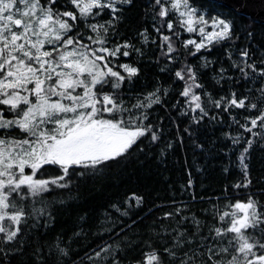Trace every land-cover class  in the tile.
I'll return each mask as SVG.
<instances>
[{"label": "snow or ice", "instance_id": "obj_1", "mask_svg": "<svg viewBox=\"0 0 264 264\" xmlns=\"http://www.w3.org/2000/svg\"><path fill=\"white\" fill-rule=\"evenodd\" d=\"M130 3L131 0H0V264H12L11 258L22 254L23 223L31 219L33 228L38 229L41 223L45 230L50 226L53 204L65 202L55 197L49 200L50 193L68 190L80 179L103 173L110 165L143 152L141 141H159L165 130L162 124L150 122L158 115L152 110L164 104L170 88L174 91L173 85L178 82H183L182 90L169 111L179 109V118H189L191 114L183 130L189 134L192 124L205 118L209 124H223L222 115L228 113L229 131L222 135L231 140V149H240L242 186L250 185L245 162L249 146L264 141V59L249 62L247 48L238 55L233 51L226 69L221 58L212 79L217 84L222 79H243L247 84L244 95L231 90L214 99L199 83L197 68L185 57L181 67L171 74L172 85L163 88L164 98L158 82L146 93H128L129 97L135 95V102L129 105L123 98L122 84L131 83L139 69L121 62V58H128L132 50L144 54L130 43L131 38L122 40L118 34L123 8ZM149 13L159 38L156 60L165 61L161 72L171 73L181 63L174 40L182 33L192 34L182 41L185 50L192 47L191 55L226 42L232 35L230 21L215 14L209 19L207 10L192 0H149L146 17ZM177 15L180 31H174L177 21L169 19ZM138 35L143 44L149 42L147 28ZM151 42L156 44L157 39L151 38ZM200 61L202 69L213 63L204 56ZM229 69L233 75H226ZM234 110L241 113L239 120L232 115ZM170 119L178 124L177 118ZM177 138L182 140L179 129ZM166 147L171 148L172 142H167ZM164 151L161 148V156ZM50 170L59 174L49 175ZM192 186L189 178L181 190ZM240 186L238 183L234 187ZM258 195H264V190ZM221 199L230 203L220 205ZM200 202L210 207L197 211L193 207L195 198L154 205L173 211L140 227L144 213L135 219L133 215L143 206V198L132 193L123 202L117 200L110 205L116 216L106 212L108 219L93 233L100 243L78 260L82 264H125L126 250L140 243L147 232L150 235L143 241L142 258L135 262L129 259L127 264H165L166 260L168 264H264V204L258 198L250 194L246 202L231 203L225 191L215 203L205 198ZM157 219H167L172 224L157 226ZM73 235L78 237L79 233ZM151 237H161L159 247L154 246ZM62 243L58 235L55 249L48 248V257L55 252L54 264H67L76 251L61 247ZM34 260L35 264H45L43 248L35 250Z\"/></svg>", "mask_w": 264, "mask_h": 264}, {"label": "trees", "instance_id": "obj_2", "mask_svg": "<svg viewBox=\"0 0 264 264\" xmlns=\"http://www.w3.org/2000/svg\"><path fill=\"white\" fill-rule=\"evenodd\" d=\"M148 2L149 0H131L129 5L124 6L123 19L118 24V34L121 35V39L131 38L130 43L136 48H141L144 53L141 55L132 50L128 58H121V62L130 63L139 69L138 75L133 78L131 83L122 84L123 98L129 101V105L135 102V95L129 97L128 93H146L151 91L158 82L161 87L160 94L164 98L163 88L172 85L171 74L175 72L176 68L181 67L185 57L188 64L197 68L198 74L201 75L199 83L204 85L205 90L211 93L214 99L231 90L244 95L247 84L243 79L239 82L222 79L221 83L217 84L212 76L218 73L221 58L223 66L226 69L229 68L228 56L233 51L238 55L239 51L247 48L249 62L264 59L261 57V52L264 51V24L235 13L218 3L208 0H192L201 9L207 10V16L215 14L230 21L232 24L231 38L226 42L222 41L218 45H213L210 49H202L195 55H191L192 47L188 46L185 50L182 41L188 39L192 34L182 33L178 40H174V46L179 49L177 54L181 56V63L173 67L171 73L161 72L160 68L165 61L161 59L157 62L156 60L160 51L159 38L153 30L151 13L147 17L145 15ZM107 18L108 16L105 14L103 19ZM169 19L177 21L174 31H180L178 15L169 17ZM144 28L148 29L150 35L147 44H143V38L138 35ZM167 32L168 30L165 28V33L167 34ZM151 38H156L157 43L153 44ZM201 56L213 61L207 69L199 67ZM235 58L233 57V59ZM226 75H233L232 70L229 69ZM229 84L232 86L231 89ZM182 86L183 82L174 84L175 90L170 88V94L164 98V104L157 105L152 110L158 115L153 116L150 122L156 123L158 126L162 124L165 130V134L160 136L158 142L149 144L146 141H141L144 145L143 152L133 154L110 165L103 173L80 179L77 183L70 185L68 190H58L48 195L49 200L55 197L57 200L64 199L65 202L53 204L52 219L47 230L44 229L42 223L38 229L33 228L31 219L22 224L23 252L21 255L11 258L12 264H35L34 255L37 248L44 249L45 264H54L55 252L53 251L51 257L47 256V252L49 247L55 249V240L58 235L63 241L61 247L68 246L76 249L67 264H73L74 261L77 264H82L78 258L83 257L95 244L100 243V239L94 237L93 233L99 231L103 222L108 219L105 213L108 212L113 217L116 216L110 205L117 200L123 202L132 193L141 196L144 201L139 212L133 215V219H135L136 216L144 213L140 227L151 224L154 218L161 217L164 212L173 211L169 207H153L154 205L169 204L173 200L190 201L195 198L196 203L193 207L199 211L201 208L210 207L208 203H201V198L210 199L215 203L217 198L223 196L226 191L231 197V203L236 200L246 202L251 194L254 199L258 198L259 202L264 204V195L257 196L261 190H264V146H261L264 145V141H258L249 146L245 162L248 165L250 185L243 187L244 177L239 169L238 159L240 149H231V140L222 135L229 131L231 123L229 114L222 115L223 124L216 122L209 124L205 118L203 122L191 125L189 130L191 134L184 132L191 114H189V118H179L177 117L179 109L169 111L170 105L177 102ZM179 102L183 104V98H180ZM212 114H216L215 109H212ZM232 115L238 120L241 117V113L236 110ZM170 117L177 118L178 124L174 123ZM220 118L218 116V119ZM178 129L182 140L177 138ZM232 132H235L234 125ZM167 142H172L171 148L166 147ZM161 148L165 150L163 156L160 154ZM58 174L55 170L49 171V175ZM189 178L193 181V186L189 187L187 191H182L181 186L187 185ZM69 179L76 180L77 178L70 177ZM238 183L241 186L234 187ZM70 195L73 198L67 199ZM219 203L226 205L230 202L221 199ZM132 204L135 206V200L132 201ZM149 209L153 210L149 213ZM156 224L157 226L170 225L172 221L157 219ZM103 226L109 227L110 225L104 224ZM74 233H79V236H74ZM149 235L145 232L140 238V243L126 250L123 257L125 264L129 259L135 262L142 258L143 241L148 239ZM70 237L72 238L70 239ZM101 239L107 238L102 237ZM132 239H136V237L133 236ZM151 239L154 241V246H160L161 237H151ZM165 264H168L167 260Z\"/></svg>", "mask_w": 264, "mask_h": 264}, {"label": "water", "instance_id": "obj_3", "mask_svg": "<svg viewBox=\"0 0 264 264\" xmlns=\"http://www.w3.org/2000/svg\"><path fill=\"white\" fill-rule=\"evenodd\" d=\"M264 24V0H208Z\"/></svg>", "mask_w": 264, "mask_h": 264}, {"label": "rangeland", "instance_id": "obj_4", "mask_svg": "<svg viewBox=\"0 0 264 264\" xmlns=\"http://www.w3.org/2000/svg\"><path fill=\"white\" fill-rule=\"evenodd\" d=\"M209 17V19L212 17V16H208Z\"/></svg>", "mask_w": 264, "mask_h": 264}]
</instances>
